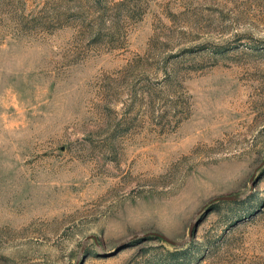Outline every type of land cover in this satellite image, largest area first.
Segmentation results:
<instances>
[{"label": "rangeland", "instance_id": "1", "mask_svg": "<svg viewBox=\"0 0 264 264\" xmlns=\"http://www.w3.org/2000/svg\"><path fill=\"white\" fill-rule=\"evenodd\" d=\"M0 264H264V0H0Z\"/></svg>", "mask_w": 264, "mask_h": 264}, {"label": "water", "instance_id": "2", "mask_svg": "<svg viewBox=\"0 0 264 264\" xmlns=\"http://www.w3.org/2000/svg\"><path fill=\"white\" fill-rule=\"evenodd\" d=\"M216 199H220V200H234L235 197L232 196V195H223V196H220V197H218V198H216ZM197 225H198V224H197ZM197 225H196V226H197ZM157 236L161 237L162 239H165L166 241H168V242H170V243H172V244H175V242H174L173 240L169 239L168 237H166V236H164V235L157 234Z\"/></svg>", "mask_w": 264, "mask_h": 264}, {"label": "trees", "instance_id": "3", "mask_svg": "<svg viewBox=\"0 0 264 264\" xmlns=\"http://www.w3.org/2000/svg\"><path fill=\"white\" fill-rule=\"evenodd\" d=\"M166 252L168 255L173 256V257H177L181 253V251H178V250H176V251L166 250Z\"/></svg>", "mask_w": 264, "mask_h": 264}]
</instances>
